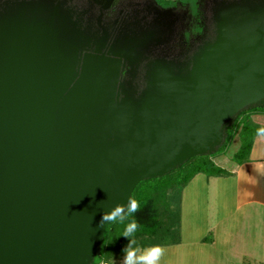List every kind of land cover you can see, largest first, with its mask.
I'll return each instance as SVG.
<instances>
[{
	"label": "water",
	"instance_id": "water-1",
	"mask_svg": "<svg viewBox=\"0 0 264 264\" xmlns=\"http://www.w3.org/2000/svg\"><path fill=\"white\" fill-rule=\"evenodd\" d=\"M0 0V264H93L105 211L264 107V0ZM106 225V224H105Z\"/></svg>",
	"mask_w": 264,
	"mask_h": 264
},
{
	"label": "rangeland",
	"instance_id": "rangeland-1",
	"mask_svg": "<svg viewBox=\"0 0 264 264\" xmlns=\"http://www.w3.org/2000/svg\"><path fill=\"white\" fill-rule=\"evenodd\" d=\"M178 33L175 42L179 47H187L195 38L183 45ZM252 118L264 125V114H256ZM235 147L236 143L233 142L226 155L221 152L222 150L212 153L210 155L212 161L227 169L234 168L236 163L231 159V152ZM169 173L164 175L168 179L171 177ZM199 173L200 178L196 177L197 181L191 179L192 181L190 180L191 182L189 181L190 183L188 182L181 191L182 241L178 245H161L165 248L161 264H264V207L258 206L253 210L255 204L237 206L235 178L226 179L225 176L228 175L216 176L225 177L222 179L227 182L221 183L223 187L220 188L218 184L213 183L211 176ZM208 192L210 197L206 196ZM204 236L208 239L213 237V241H198ZM123 258L124 253L109 264H123ZM94 261L95 263L100 261L98 256H95Z\"/></svg>",
	"mask_w": 264,
	"mask_h": 264
},
{
	"label": "trees",
	"instance_id": "trees-1",
	"mask_svg": "<svg viewBox=\"0 0 264 264\" xmlns=\"http://www.w3.org/2000/svg\"><path fill=\"white\" fill-rule=\"evenodd\" d=\"M156 1L163 5L173 2L169 0ZM189 1L194 2V0ZM196 29L200 31L202 28L198 25ZM256 114H264V107H254L242 111L228 126L226 138L216 152L222 150L221 152L226 155L225 153L234 142L236 147L231 152V159L236 163L235 165L248 161L253 140L257 136V129L264 127L263 124L252 118ZM210 155L190 158L179 168L172 170L169 173L171 174L169 179L167 176L150 178L140 181L135 186L132 197L139 201L140 209L130 219L134 218L140 226L135 233V238L141 249L157 244L173 245L180 242L181 191L194 175L199 172L209 176L232 173L231 169L216 165ZM184 166L187 167L184 169ZM126 223L121 224L117 221L105 225L101 250L96 255L100 261L97 263L94 261L93 264H109L115 258L121 257L124 247L129 242L128 238L122 235Z\"/></svg>",
	"mask_w": 264,
	"mask_h": 264
},
{
	"label": "crops",
	"instance_id": "crops-1",
	"mask_svg": "<svg viewBox=\"0 0 264 264\" xmlns=\"http://www.w3.org/2000/svg\"><path fill=\"white\" fill-rule=\"evenodd\" d=\"M231 172H232L231 175L225 177L226 179H229L230 177L235 178L234 180L236 181V183L234 185L236 187V193H237V200H236L237 206L238 204H243V205L255 204L253 210H256V207L258 206L260 208L264 207V137L255 136L250 151L249 160L245 161L240 165H236L234 168L231 169ZM232 174L234 176H232ZM196 175L192 178V180L195 179L196 177H197L196 179L200 178L198 176L200 175V173ZM225 177L218 178L216 176H211L210 179L213 181L214 184H218V186L221 188L223 187L220 185L221 183L222 184L227 183L224 182V180L222 179ZM196 179L195 181H197ZM206 196L210 197L209 192L207 193ZM211 202H212V198H211ZM263 233H264V226H263ZM181 241L182 239L180 240V242ZM198 241L212 242L213 237L208 239L206 236H204L199 238ZM180 242L173 245H178L180 244Z\"/></svg>",
	"mask_w": 264,
	"mask_h": 264
},
{
	"label": "clouds",
	"instance_id": "clouds-1",
	"mask_svg": "<svg viewBox=\"0 0 264 264\" xmlns=\"http://www.w3.org/2000/svg\"><path fill=\"white\" fill-rule=\"evenodd\" d=\"M257 136L264 137V127L257 129ZM140 209L137 199L130 196L126 204L117 203L109 211H105L97 227L105 226L107 223H126L122 235L128 238V244L124 247L123 264H161V258L165 254V248L161 245H152L141 249L137 244L135 233L139 229L137 221L130 217Z\"/></svg>",
	"mask_w": 264,
	"mask_h": 264
},
{
	"label": "flooded vegetation",
	"instance_id": "flooded-vegetation-1",
	"mask_svg": "<svg viewBox=\"0 0 264 264\" xmlns=\"http://www.w3.org/2000/svg\"><path fill=\"white\" fill-rule=\"evenodd\" d=\"M135 0H115L113 5L107 11V14H111L115 11V8L119 5H128L135 3ZM146 0H137L136 3H144ZM158 4V3H157ZM161 7H170L178 15V37L183 45H186L190 40L198 35L197 26L202 24V8L204 5V0H173L171 4H158Z\"/></svg>",
	"mask_w": 264,
	"mask_h": 264
}]
</instances>
